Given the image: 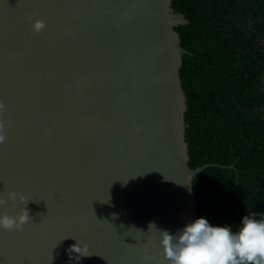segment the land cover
<instances>
[{
	"label": "water",
	"instance_id": "obj_1",
	"mask_svg": "<svg viewBox=\"0 0 264 264\" xmlns=\"http://www.w3.org/2000/svg\"><path fill=\"white\" fill-rule=\"evenodd\" d=\"M172 1L0 0V197L20 192L32 218L0 229V264H146L145 248L168 264L149 225L194 222L192 179L216 165L188 164Z\"/></svg>",
	"mask_w": 264,
	"mask_h": 264
},
{
	"label": "trees",
	"instance_id": "obj_2",
	"mask_svg": "<svg viewBox=\"0 0 264 264\" xmlns=\"http://www.w3.org/2000/svg\"><path fill=\"white\" fill-rule=\"evenodd\" d=\"M197 217L237 230L264 217V0H173Z\"/></svg>",
	"mask_w": 264,
	"mask_h": 264
},
{
	"label": "clouds",
	"instance_id": "obj_3",
	"mask_svg": "<svg viewBox=\"0 0 264 264\" xmlns=\"http://www.w3.org/2000/svg\"><path fill=\"white\" fill-rule=\"evenodd\" d=\"M38 15V12H33L26 19L32 21ZM45 26L44 20L35 19L32 30L39 33ZM4 110L5 104L0 101V113ZM5 141L6 121L0 119V145ZM9 201L13 208L17 202L25 206L16 215H0V229L21 231L25 224L32 222L28 201L20 192L9 191L6 198L0 197V207ZM152 229L160 236V250L155 255L163 256L168 264H264V217L256 219L254 215H245L235 231L227 225L213 226L204 217L195 219L175 235L169 230L158 229L154 222L149 225V231ZM69 251L78 254L77 260L91 255L88 245L80 241L71 245ZM153 259L154 256L145 248L146 264H152ZM156 264L162 262L157 261Z\"/></svg>",
	"mask_w": 264,
	"mask_h": 264
}]
</instances>
